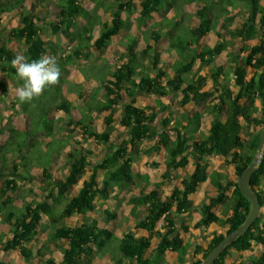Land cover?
<instances>
[{
  "label": "trees",
  "instance_id": "trees-1",
  "mask_svg": "<svg viewBox=\"0 0 264 264\" xmlns=\"http://www.w3.org/2000/svg\"><path fill=\"white\" fill-rule=\"evenodd\" d=\"M25 1L0 0V19L13 8L21 9L19 25L13 29L0 28V216L2 223L8 225L6 237L0 234V252H17L32 264H91L95 257H109L113 264H124L125 261L127 264H158L156 255L171 251L178 252L180 256L177 264H184L183 259L190 246L177 233L174 216L181 219L179 216L189 213V196L209 180L215 195L202 204L200 220L194 226L225 224L226 229L223 234L212 236L205 249L198 245L193 249L188 264H200L226 235L244 223L251 210L250 202L238 190L237 181L256 157L264 127V0H137L140 22L150 19L163 7L172 8L175 15H179L186 3L202 4L196 12L199 24L188 31L181 26L182 20L171 22L178 28L174 36L170 32L165 35L152 26L145 31L137 29L128 43L121 46L122 50H118V64H110L107 60L97 63L94 57L89 61L90 65L80 70L86 81L96 80L97 87L88 96L79 91L77 98L80 100L73 101L64 96V91L66 95L73 92L71 86L63 89L65 67L82 56L84 50L88 52V47L98 51L107 47L111 38L125 28L124 22L119 12H114L111 24H99L95 36L94 27L99 22L90 11L81 8L77 0L60 6L57 20L49 23L39 18L34 20L23 12ZM133 1L119 3V8L129 10ZM240 6L244 9V21L240 27L227 30L226 36L232 41L239 39L242 46L237 53L233 50L227 53L225 65H218L216 59L227 51L230 43L218 41L211 47L201 44L200 40L216 29L221 18L231 23L236 13L241 11ZM78 18L83 20L82 26L77 24ZM47 28L51 37L61 35L71 46L75 44V50L71 46L57 48L48 37ZM216 34L221 37L219 32ZM2 36H7L9 43L23 42L25 50L22 55L8 44H1ZM165 36L169 37L168 51H175L178 57L170 77L157 69L161 61L160 41ZM253 40L256 43L250 45L248 42ZM140 44H144L142 49ZM18 56L27 62L41 57L55 59L60 68L57 83L46 87L28 102L21 103L17 96L10 98L6 80H18L11 63ZM144 58L151 68L139 63ZM207 79H211L216 96L202 90ZM230 80L233 81L232 86ZM19 82L22 85V81ZM99 92L103 93L102 98L97 97ZM145 93L155 97L153 108L139 105L136 97ZM176 95L180 96L182 108L191 102L208 100L206 112L190 114L185 110L179 117L171 113L162 118L168 111L163 99ZM125 96H128V101H125ZM256 100L260 108L254 105ZM6 101L12 104L1 107ZM117 108L122 110L119 120H114ZM16 109L26 117L24 130L10 126L11 122L6 118L5 112L11 117ZM88 110L109 112L104 118L107 130L100 132L94 126L92 117L86 114ZM54 111L61 112L63 116L49 118ZM206 113L210 117L209 125L202 133L199 129ZM114 122L123 128L118 137L122 140L117 146L109 143ZM251 127L256 131L243 138L244 129ZM76 129L81 131L80 141L72 138ZM91 139L108 150L100 161L93 159L94 153L83 147L81 142ZM146 142L149 146L144 148V152L153 151L157 155L165 152L168 155L162 166L163 179L171 170L184 169L190 160L193 170L187 176L171 179L177 183L167 196L161 191V183H156L149 194L132 199L135 208L146 207L147 214L138 219L136 228L146 230L149 236L138 237L127 232L118 238L87 215L94 213L97 205L112 198L116 200L117 207L121 206V195L131 192L136 185L132 170L135 162L133 152L139 153ZM209 157L220 158L226 166H231L236 179L227 172L215 171L209 175L206 162ZM55 158L62 162L64 174L50 186V166ZM37 166L42 167L46 180L42 190L49 186L52 189L47 190L45 199L27 202L22 197V185L34 181L31 169ZM82 176L84 178L80 181ZM73 186H78V189L68 198ZM249 187L259 199V213L249 229L221 252L213 264H226L230 250L244 253L254 247L261 250L258 256L244 258V262L237 264H264V148L261 165L252 174ZM54 189L55 196L52 195ZM227 198H230L231 211L221 219L214 209ZM104 212L107 220L116 218V213L108 208ZM43 216L51 222L50 238L66 241L67 246L59 258L35 259L32 250L26 246L37 238ZM73 218L81 223L74 226L64 224ZM161 219L162 230L154 231ZM153 235L158 239L154 248L156 254L146 256ZM198 254L200 257L196 258Z\"/></svg>",
  "mask_w": 264,
  "mask_h": 264
},
{
  "label": "rangeland",
  "instance_id": "rangeland-1",
  "mask_svg": "<svg viewBox=\"0 0 264 264\" xmlns=\"http://www.w3.org/2000/svg\"><path fill=\"white\" fill-rule=\"evenodd\" d=\"M39 1V0H38ZM37 0H28L25 5H23L25 7V9H27L28 13L30 14V16L32 17H36V16H40L42 17V19H44V22H49L50 20H53L56 12H57V8H60V6H67V4H69V2L71 0H50V1H42L40 0L38 2ZM84 1V0H83ZM96 2V0H93ZM101 1V0H99ZM125 1V0H123ZM86 1H84L85 3ZM87 3V8H90L92 5L94 6V4H92L91 2H86ZM100 3H102L104 5V7H106L107 9H114V1L113 0H102ZM90 6V7H89ZM92 6V7H93ZM57 7V8H56ZM91 7V8H92ZM24 10V9H23ZM140 10V6L139 3L137 2L134 7L131 8L130 12L129 11H122V16L124 19L127 20V18L130 20L129 22L131 23L130 25L132 26V30L135 29L137 26H140L142 28V30H145V28H147L150 25V21H146L145 24L140 23L139 20V15L138 12ZM21 9L20 8H13V10H11L9 13H4L2 15V23L4 28H9V29H13L14 27H16L17 25V20L19 19V14H20ZM53 11L54 16L50 15ZM168 9H163L162 12L159 15L155 16L154 21H160L161 19L165 18L168 15ZM52 17V19H51ZM104 20L108 19V16L105 14L103 15ZM0 24V25H1ZM1 28V27H0ZM48 29V37L51 38L50 36V32H49V28ZM126 34L127 32L124 31L121 33V35L118 38H114L111 40V42L109 43V45L107 46V48H103L102 51L97 52V51H93V53H96L99 55L100 58L106 59L109 63L111 64H118V58L120 57V53H117V49L120 48V45L125 44L126 41ZM209 37H211V40H214V35L210 34ZM57 39L59 42L61 41L60 36H56V37H52ZM62 42V41H61ZM64 45L65 42H63ZM22 49H24V43H21ZM144 47V44H140L139 48L142 49ZM95 48H93L94 50ZM19 52V50H18ZM159 53L164 56V61L162 60V64H159L157 69L158 70H165V72H168L169 74H171V66L174 64L175 61V54L174 52H168L167 50V41L165 39V41H160V46H159ZM226 57V53H223L221 55L220 58L224 59ZM140 64L146 63V59H140L139 61ZM147 64V63H146ZM84 65L83 62H77L74 66H71V68L68 69L70 76H72L71 74H73L74 72L77 71V66H82ZM144 65V64H143ZM147 66H149L148 68H151L149 64H147ZM157 72V71H154ZM152 73V72H151ZM67 75V74H66ZM64 76V74H63ZM15 81H12L10 79V83L8 82V86L11 89L12 95L15 97L16 94V89L15 87H13V85H11V83L13 84ZM94 84V83H93ZM55 88V86H54ZM213 90V89H212ZM213 94L214 91H213ZM102 93H99L98 98H101ZM216 96V94H215ZM178 96H173V100L172 101H168V111L169 114H174L175 117H179L181 114V111H178L179 108H176V104H179L180 101H176V98ZM138 100H142L141 103H145L148 104V106L154 107L155 104V97L154 96H150V94H143V95H138L136 97ZM125 100H129L128 96H125ZM176 101V103L174 102ZM209 101L206 100L201 106L197 107V109L199 111H204L206 106L208 105ZM9 103L5 102L1 105V107L7 105ZM196 109V110H197ZM20 109H16L15 112H13V116L10 117V115L6 116V118L8 120H10V126L12 127H16L19 126L20 128L26 127L25 126V121H26V117L19 111ZM18 115V116H16ZM166 114L162 115V118H165ZM103 117H100V119H102ZM209 115H205L203 116V118L201 119V124H202V133H205L207 131L208 125H209ZM100 126H105V124H103L102 122H100ZM118 129V126L116 127ZM115 128V129H116ZM114 128L111 129V133L112 135L110 137V142H114V138L116 137L115 134L117 133V130H115ZM256 131V128L251 127V128H245L243 131V138H248L250 134H252L253 132ZM57 146H60V144H58ZM84 146H86L87 148H90L94 151L96 155V157H94L93 159L95 160H100V158L105 155L106 153V149L105 147L101 146L100 143H97L94 140H89V142L85 143ZM101 146V147H100ZM149 146V143L146 142V144L143 146V149L139 152V153H133L134 157H135V162L132 166V170L135 176V182L136 185L134 188H132L131 192L126 193L121 195L120 198V202H121V207L119 209H117V206L114 205L116 202L112 199L110 200L109 203L106 204H102V205H97V209L94 213L88 214L89 217H93L94 219H96L99 222V226L100 227H104L106 228L108 231H110L114 236H118L119 238L127 232H131L134 235H148L146 230H142L139 228H136V223L138 222V219L141 220L142 217L144 216V210L142 209H135L133 210L132 208V202L131 200L134 198H140L142 196V193L145 192H150L153 190V186L156 183H163V187L165 189V192L168 188H170L171 186L168 184V180L167 178H169L170 176L173 177L174 175L177 177H182V176H187L192 170H193V163L192 160H190V163L188 164V166L185 169H178V170H171L168 173H166V178L163 179L161 177V172H162V157L161 155L157 156L153 151L151 152H144V148L148 149L147 147ZM167 154L165 153V160L167 159ZM54 164L56 169L52 170L51 173V179L49 185L52 186L53 182L57 181L58 179L62 178L64 171L62 169V162L60 161L59 158H55L54 160ZM207 165H208V173L209 175H211L213 172H230L232 173L231 175L236 179L235 175L233 174V168L231 166H226L223 163V160L220 158H212L209 157L206 159ZM53 163V162H52ZM51 163L50 169H52V166L54 164ZM54 167V168H55ZM31 174L34 177V181L32 183H27V185L24 187V192L22 197L26 198L27 202H31L34 201L36 198L39 200H43L45 199V196L47 195V190L52 189V187H48L46 190H42L43 187V182L46 181L44 179V176L42 174V167L37 166L36 168H33L31 171ZM142 177H146L147 179H143ZM84 178V176H82L80 178V181ZM148 182V186L146 185V183ZM78 189V186H75L73 188H71V190L69 191L67 197L70 198L73 194L76 193ZM56 194V189H54L52 195L55 196ZM215 195V191L213 189V186L211 184V182L208 180L205 183H202L197 191V193L195 195H193L191 197L192 203H193V209L196 213H192L190 215H188L186 217L189 219L190 217H195V221L197 220V222L200 220L199 217V210L200 207L202 206L203 203H205L209 197L214 196ZM48 202H50L48 200ZM230 203V198H227L225 200V202L222 205H219L218 207H216V209H214V212L219 214V215H224L226 216V213H228L230 211V208L232 207ZM109 209L113 212H115L117 214V217L113 220H107V215L105 214L104 210L105 209ZM262 211L264 212V208H262ZM223 216V218H224ZM2 218L0 216V234H4L3 236L6 237V233H7V229H8V225H5L2 223ZM79 220L77 218H73L70 221L65 222L64 224L66 226H74L76 225V223ZM196 222V223H197ZM188 223H190V221H188ZM195 223V224H196ZM194 224V225H195ZM191 226L190 228V233H182L181 230L177 231L181 232L182 236L184 235L187 239L188 238H192V235L194 236V233L196 232V227L195 226ZM51 227V222L48 219L47 216H43V219L41 221L40 226L38 227V235L37 238L31 242L30 244L26 245L30 250H32L33 254H34V258L38 259V258H42V259H46L49 256H54L56 258L60 257V253L62 251L63 248H65L67 246L66 241L65 240H52L50 238V230ZM180 228V226H179ZM214 228V229H213ZM213 228L211 229H201L198 234V237L193 238L195 241H198L199 245H206L209 237H211L213 234H223V232L226 229V225H218L216 227L213 226ZM194 230V231H193ZM145 234V235H144ZM193 241V242H195ZM157 244V240H153L152 241V245L155 246ZM194 249V248H193ZM191 249V250H193ZM254 251H257V249H254ZM253 251H249L246 252L244 254H237L235 252L231 253L230 255V260L229 262L232 261H236L239 260L240 257H244V256H249L252 257L253 256ZM151 254H156L154 249L153 250H148L146 252V256H150ZM157 258L159 259V264H169V259L170 257H172V254L170 252L165 253L164 255H156ZM34 261V260H33ZM32 261H27L25 260L19 253L14 252V251H9V252H0V264H32ZM35 263V261H34ZM91 264H113V261L109 258V257H104V258H99V257H95L93 258V261H91Z\"/></svg>",
  "mask_w": 264,
  "mask_h": 264
},
{
  "label": "crops",
  "instance_id": "crops-1",
  "mask_svg": "<svg viewBox=\"0 0 264 264\" xmlns=\"http://www.w3.org/2000/svg\"><path fill=\"white\" fill-rule=\"evenodd\" d=\"M28 0H26L25 1V3L27 2ZM38 1V0H37ZM40 1V0H39ZM38 1V2H39ZM43 1V0H42ZM45 1H50V0H45ZM53 1V0H52ZM84 1H86V2H91L92 4H94V6L91 8L90 6V8H87L86 6H87V3L85 2L84 3ZM77 0V3L81 6V8H83V9H85V10H87V11H90L91 13H92V15L98 20V22L99 23H96L95 24V27H94V29L96 30L95 32V36H97V31H98V29H99V24H101V23H103V22H106V23H109V24H111V21H112V18H113V16H114V14L116 13V12H119L118 14H120V17H121V19L123 20V22H124V25H125V28H122V29H120L119 30V33H118V35H116V36H114V37H112L111 38V40L112 39H114V38H118L120 35H121V33L122 32H124V31H126L127 32V34H126V41H125V44L126 43H128V40L130 39V38H132L133 36H134V33H135V31L137 30V29H142L140 26H142V25H139V26H137L135 29H133L132 30V26L130 25L131 23L129 22L130 20L127 18V20L126 19H124L123 18V16H122V11L123 12H125V11H129L130 12V10H131V8L132 7H134V5L138 2L137 0H135V1H133V5L131 6V8L129 9V10H124V9H120L119 8V3H123V4H125L126 2H127V0H125V1H123V0H113L114 1V9L112 8V9H107L106 7H104V5L102 4V3H100L101 1H99V0H96V2L95 1H93V0ZM25 3L23 4V5H25ZM139 3V2H138ZM139 6H140V4H139ZM203 5L202 4H188V3H186L184 6H183V8L181 9V11H179V15H175V12L173 11V9L172 8H169V7H163L161 10H160V12L159 13H156V14H153L152 15V17L150 18V19H147V20H145L144 22H140V23H142V24H145V22L146 21H150V25L147 27V28H145V30H147V29H149V27L150 26H152V27H155V29L156 30H158V31H161L162 33H164L165 35H166V33L167 32H170V34H171V36H174V33H176V31H177V27H174L173 25H172V23L171 22H175V21H181L182 22V25L181 26H183L185 29L184 30H188V31H190L191 29H194L195 27H197L198 26V24H199V20H198V18L196 17V12H197V10H199V9H201V7H202ZM241 8V11L239 12V13H236V15H235V17H234V19H233V21L231 22V23H228L227 21H224V18H221V20L219 21V23L217 24V27H216V29H214V31H212V32H210L209 34H207L203 39H201L200 40V43L201 44H204V45H209V46H211V47H213L218 41H226V42H229L230 44H229V46H228V49H227V51H225V52H223V53H226V57L224 58V59H222V58H220L221 57V55L223 54V53H221V55L216 59V63L218 64V65H220V64H223V65H225V63H226V61H227V57H228V55H227V53L228 52H231L232 50H233V52L234 53H237V51L241 48V46H242V44H241V42L239 41V39H237V40H234V41H232V40H230L227 36H226V32H227V30H232V29H234V28H236V27H240L241 26V24L243 23V21H244V18H245V14H244V9H243V6H240ZM57 8V7H56ZM229 8V7H228ZM24 9V10H23ZM163 9H168V15L165 17V18H163V19H161L160 21H157V22H155L154 21V19H155V16L156 15H159L161 12H162V10ZM61 9L60 8H57V12H56V14L55 13H53V11H50V12H52L50 15H53L54 16V14H55V16L53 17L54 19L53 20H50V21H55V20H57V17L59 16V11H60ZM22 11L23 12H27L28 13V11H27V9H25V7L23 6V8H22ZM140 11V10H139ZM115 12V13H114ZM107 15L108 16V19L107 20H104V18H103V15ZM28 15H29V17H31V18H33L34 20L36 19V18H39L41 21H43L44 22V19H42V17H40V16H36V17H32V16H30V14L28 13ZM20 14H19V19L17 20V25H19V21H20ZM51 19H52V17H51ZM49 21V22H50ZM49 22H44V23H49ZM168 22H170V24H168ZM2 23V18L0 19V24ZM83 20L81 19V18H78V21H77V24L78 25H80V26H82L83 25ZM16 25V26H17ZM222 25H225V26H222ZM0 27L1 28H4V26H3V24H1L0 25ZM223 27H225V28H227V29H223ZM5 29H9V28H5ZM144 30V31H145ZM216 32H219L220 34H221V37H219V36H217V34H216ZM210 34H213L214 35V40L212 41L211 40V37H209V35ZM58 37V36H60V38H61V41L59 42L57 39H55V38H52V37ZM56 36H52L51 37V41L53 42V43H55L56 45H57V48H66V47H68V46H71L70 44H68V40H66V39H63L62 38V36L61 35H56ZM165 39H166V41L168 42V39H169V37L168 36H165L164 38H162L161 39V41H165ZM111 40H110V42H111ZM10 42V40H8L7 39V36H2V39H1V44H8L12 49H14V50H16L17 51V53L19 54V55H22V53L24 52V50H25V47H24V49H22V47H20L21 46V43H23V42H21V43H16V42H11V43H9ZM63 42H65V44L66 45H64L63 44ZM109 42V43H110ZM109 43H108V45H109ZM250 45H254L255 43H256V41L255 40H253V41H249L248 42ZM75 44H72V48L75 50ZM107 45V46H108ZM121 46H124V44H122V45H120V48L119 49H117V53H118V50H122V48H121ZM93 48L94 47H88V49H89V51L87 52V51H83L82 52V56H80L79 58H77V59H74V61L70 64V65H67L66 67H65V73H64V82H63V89L64 90H66V88L67 87H69V86H71L72 87V90H73V92L71 93V95H66V91H64V96H67V97H69V99H71L72 101L73 100H80L79 98H77V94L79 93V91H83L85 94H87V96H88V94H90L91 92H95V90H96V87H97V81L96 80H89V81H86L85 79H84V74L80 71L81 69H84V68H86L87 67V65H90V63H89V61L90 60H92L94 57L95 58H97V63H101L102 62V60H106V59H103V58H100L99 57V55L98 54H96V53H93V51H97V52H100V51H102V50H100V51H98V50H96V48L93 50ZM107 48V47H106ZM168 48V47H167ZM18 50H19V52H18ZM87 50V49H86ZM168 50V49H167ZM169 53L170 52H174V54H175V61H174V64L171 66V74H169L168 72H166L167 73V75L170 77V76H172V68H173V66L175 65V63L177 62V60H178V57H177V55H176V53H175V51H168ZM59 54V53H58ZM161 61H160V63L159 64H162V60L164 61V56H162L161 55ZM77 62H83V64L84 65H82V66H77V71L76 72H74L73 74H71L72 76H70V75H68L69 74V71H68V69L69 68H71V66H74ZM146 63L147 64H149L148 62H147V60H146ZM146 63H143L146 67H149V66H147V64ZM111 64V63H110ZM150 65V64H149ZM150 67H151V65H150ZM163 71H165V70H163ZM205 72V70H202V73H204ZM67 74V75H66ZM63 75V74H62ZM11 80L12 81H15L13 84L11 83V85H13V87H15V88H18V87H20L21 85H20V82H19V78H18V80H15V79H12L11 78ZM8 82L10 83V79L9 80H6V84H8ZM220 82H221V79H220ZM94 83V84H93ZM230 84H231V86L233 85V81L232 80H230ZM213 89V90H212ZM203 91H209L213 96H215V94L217 95V93L215 92V88H214V86L212 85V83H211V79H207L206 80V83H205V85H204V87H203V89H202ZM213 91H214V93L215 94H213ZM10 98H14V96L12 95V92H11V89H10ZM99 93H102V92H99ZM99 93H98V95H99ZM98 95H97V97H98ZM102 95H103V93H102ZM17 96V95H16ZM173 96H168V97H165V99H163V102L165 103V104H167V106L169 105L168 104V101L170 100V101H172L173 100V98H172ZM101 98H102V96H101ZM87 99H88V97H87ZM125 101H127V100H125ZM142 101V100H141ZM141 101L140 100H138V102H139V105L140 106H145V107H149V108H153V107H151V106H148V104H143V103H141ZM176 101H180V96H178L177 98H176ZM176 101H174L175 103H176ZM7 103H9V104H7V105H5V106H10L12 103L11 102H9V101H6ZM205 101H202V102H198V103H190V104H187V105H185L183 108L181 107V105H180V102H179V104H176V108H179L178 109V111H181V113H183L185 110L186 111H188L190 114L191 113H193V112H197V113H203V112H206V108H207V106H206V108H205V110L204 111H199L198 109H197V107H199V106H201L203 103H204ZM3 103H5V102H3ZM2 103V104H3ZM209 104V103H208ZM155 105V104H154ZM256 107H258V108H260V104H259V101L258 100H256L255 101V104H254ZM5 106H3V107H5ZM197 109V110H196ZM121 110H122V108H117L116 110H115V114H114V120H119V114H120V112H121ZM5 114L6 115H9L8 113H6L5 112ZM86 114H88V115H90L91 117H92V120H93V123H94V126H96V127H98V130L100 131V132H103V131H105V130H107V127H106V125L105 126H101V127H99L100 126V122H102L103 124H105V122H104V118H106V116L109 114V112H101V113H98V112H96L95 110H88V111H86ZM166 115H165V117L169 114V112H167V113H165ZM205 115H209V114H205ZM204 115V116H205ZM16 116H18V115H16ZM61 116H63V114L61 113V112H58V111H54V112H52L51 113V116L49 117V118H51V119H56V118H58V117H61ZM80 115L78 114V117H79ZM173 116H174V114H173ZM100 117H103L102 119H100ZM118 126V129L116 128ZM14 128H18V129H21V130H24L26 127H23V128H20L19 126H16V127H14ZM71 128V127H70ZM112 128H116L115 130H117V133L115 134V138L113 139L114 140V142H112L113 143V145L114 146H117L120 142H121V140H122V138L120 139V138H118L119 137V135L120 134H122V131H123V128L121 127V126H119V125H117L115 122H114V124L113 125H111V129ZM110 129V130H111ZM202 124H201V126H200V129H199V131L201 132L202 130ZM208 129V128H207ZM74 133V132H73ZM56 134V136L58 137V135H57V133H55ZM112 134V133H111ZM202 134V133H201ZM113 135V134H112ZM112 135H110V137L112 136ZM80 136H81V131L79 130V129H76V131H75V133L74 134H72V138H76V139H78L79 141L81 140L80 139ZM40 137H42V136H40ZM71 138V139H72ZM82 142V144H83V147H85V148H87L86 146H84V144L85 143H87V142H84V141H81ZM89 142V141H88ZM102 146V145H101ZM100 146V147H101ZM103 147V146H102ZM89 150H91L93 153H94V151L92 150V149H90V148H88ZM105 149L107 150V148L105 147ZM107 152H108V150L106 151V153H105V155L107 154ZM133 153H137V152H133ZM155 153V152H154ZM96 155L97 154H95L94 153V157H96ZM105 155H103L101 158H100V160H102L104 157H105ZM157 155V154H156ZM158 156V155H157ZM160 156V155H159ZM161 157H162V166H163V162H164V160H165V152H163L162 154H161ZM167 158H168V156H167ZM99 160V161H100ZM167 160V159H166ZM165 160V161H166ZM52 164H54V161H53V163ZM188 166V165H187ZM186 166V167H187ZM55 167V164L52 166V169H51V173H52V170H55L56 169V167ZM185 167V168H186ZM34 168H36V167H34ZM184 168V169H185ZM31 171H32V169H31ZM228 173V172H227ZM230 173V172H229ZM230 174H232V173H230ZM33 176V175H32ZM177 176V175H176ZM232 176V175H231ZM174 177H175V175L173 176V177H169V178H167V180H168V184L171 186L170 188H168L167 190H166V192H165V189L164 188H162L163 186V183H161V186H160V188H161V191L163 192V195L164 196H167V195H169L170 194V191L172 190V188H173V186L177 183V182H174V181H172L171 179H173L174 180ZM233 177V176H232ZM181 178V177H180ZM234 178V177H233ZM207 182V181H206ZM28 183H30V182H28ZM27 185V183H25V184H23L22 185V187L24 188L25 186ZM148 186V185H147ZM73 187H75V186H73ZM72 187V188H73ZM135 186H133V188H134ZM154 187V186H153ZM200 187V186H199ZM199 189V188H198ZM198 189H197V191H198ZM214 189V188H213ZM197 191L195 192V194L197 193ZM215 191V190H214ZM145 194H149L148 192H145V193H142V195H145ZM195 194H193V195H195ZM193 195H191V196H189V199H190V201H191V209H190V211H189V213H184V214H182L181 216H179L181 219H179L177 216H174V221H175V223H176V227L178 228L177 229V231H179V230H181V232L182 233H190V227L191 226H193L196 222H197V220H196V222H194L195 221V217H190L189 219L187 218V220H186V217L188 216V215H190V214H194V213H196L195 211H194V209H193V203H192V200H191V197L193 196ZM115 202H116V200L114 199V198H112ZM112 199H110V200H112ZM24 200L26 201V198L24 197ZM110 200L108 201V202H103V203H101V204H99V205H102V204H106V203H109L110 202ZM100 201H98L97 203H99ZM208 202V200L205 202V203H207ZM19 203V202H18ZM114 205H116V203L114 204ZM121 207V206H120ZM120 207H117V209H119ZM132 208H133V210H137V209H142V210H144V216L143 217H145L146 216V214H147V212H146V207L145 206H141V207H138V208H135L134 207V205L132 204ZM216 209V208H215ZM230 211H231V209H230ZM230 211L228 212V213H230ZM228 213H226V214H228ZM219 215V214H218ZM223 216L224 215H219V217L221 218V219H224L225 218V216H224V218H223ZM87 217H89L88 215H87ZM116 217H117V214H116ZM143 217H142V219H143ZM199 217H200V215H199ZM91 218H93V217H91ZM188 221H190V223H188ZM79 223H81V221L79 220L76 224H79ZM162 223H163V219H161V220H159L157 223H156V225H155V227H154V231H157V230H162L161 229V227H162ZM179 226H180V228H179ZM213 226L214 227H216V226H218V225H214V224H212V225H210L209 227H204V226H201V227H198V228H196V232L194 233V236L192 235V238L190 239V238H186L184 235L182 236V234H181V232H178V234H179V236L181 237V238H183V240L187 243V244H189V246H190V249H189V251L186 253V255L184 256V259H183V263L184 264H188L189 262H190V260H191V258H192V256H193V253H192V251L193 250H191V249H193V248H195L197 245L198 246H201L202 247V249H205L206 248V246L208 245V243H209V241H210V238L212 237V236H214V235H217V234H213L211 237H209V240H208V242H207V244L206 245H204V246H202V245H199L198 244V241H195L193 238H195V237H198V234H199V232H201L200 230L201 229H212L213 228ZM104 228V227H103ZM185 228V229H184ZM214 229V228H213ZM142 230H144V229H142ZM194 231V230H193ZM199 231V232H198ZM225 232V231H224ZM223 232V233H224ZM148 233V232H147ZM222 234V233H221ZM145 235V234H144ZM136 236H138V235H136ZM118 237V236H117ZM138 237H144V238H147L148 237V235H145V236H142V235H140V236H138ZM119 238V237H118ZM121 238V237H120ZM153 240H157V243H158V239H156L155 237H154V235H153V238L150 240V243H151V245H150V248L148 249V250H153L155 247H156V245L155 246H153L152 245V241ZM193 241H195V242H193ZM254 249H257V251H254ZM254 249L252 250L254 253H253V256L252 257H249V256H242V257H240V259L239 260H236V261H232V262H229V261H231L230 260V255H231V253H233V252H235V253H237V254H244V253H246V252H244V253H238V252H236V251H234V250H230L229 251V255H228V258L226 259V264H237V263H239L240 261L241 262H244L245 261V259L244 258H254V257H257L258 256V254L260 253V248H258V247H254ZM168 252H170L171 254H172V257H170V259H169V264H177L178 263V260H179V254H178V252H171V251H168ZM249 252V251H248ZM167 253V252H166ZM200 257V254H198V255H196V258H199ZM93 261V260H92ZM124 264H127L126 263V261L125 262H123ZM158 264H159V259H158ZM164 264V263H163Z\"/></svg>",
  "mask_w": 264,
  "mask_h": 264
},
{
  "label": "clouds",
  "instance_id": "clouds-1",
  "mask_svg": "<svg viewBox=\"0 0 264 264\" xmlns=\"http://www.w3.org/2000/svg\"><path fill=\"white\" fill-rule=\"evenodd\" d=\"M11 63L16 69L17 77L22 81V85L16 89L21 103L31 101L46 87L55 85L60 76V68L55 59L50 57L27 62L18 56Z\"/></svg>",
  "mask_w": 264,
  "mask_h": 264
},
{
  "label": "water",
  "instance_id": "water-1",
  "mask_svg": "<svg viewBox=\"0 0 264 264\" xmlns=\"http://www.w3.org/2000/svg\"><path fill=\"white\" fill-rule=\"evenodd\" d=\"M263 148H264V127L260 133L258 140L257 154L256 157L252 160L250 165L241 173L237 186L239 192L250 202L251 210L248 216L246 217L244 223L237 227L235 230L226 235L220 243L215 246L209 254L204 258L200 264H213L214 260L223 252L227 247H229L236 238L242 236L255 221L260 205L259 199L256 194L252 193L249 187V181L252 174L259 168L263 158Z\"/></svg>",
  "mask_w": 264,
  "mask_h": 264
}]
</instances>
